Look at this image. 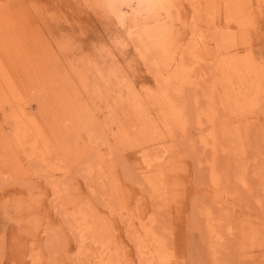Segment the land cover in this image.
<instances>
[{
    "label": "rangeland",
    "instance_id": "1",
    "mask_svg": "<svg viewBox=\"0 0 264 264\" xmlns=\"http://www.w3.org/2000/svg\"><path fill=\"white\" fill-rule=\"evenodd\" d=\"M229 1L0 0V264H264V0Z\"/></svg>",
    "mask_w": 264,
    "mask_h": 264
},
{
    "label": "bare ground",
    "instance_id": "2",
    "mask_svg": "<svg viewBox=\"0 0 264 264\" xmlns=\"http://www.w3.org/2000/svg\"><path fill=\"white\" fill-rule=\"evenodd\" d=\"M229 1V0H226V2ZM230 2V1H229ZM228 3V2H227ZM231 4V3H230ZM229 4V5H230ZM140 32V31H139ZM142 32V30H141ZM151 32V31H150ZM144 37V35H140L138 36V40H142V38ZM140 44V43H139ZM15 47V46H14ZM153 48V47H152ZM155 49H152L151 52V56L152 58L155 60V61H158L157 58L159 59V56L161 54H156ZM150 59V58H149ZM159 68V67H158ZM166 69V68H165ZM219 69V73L221 74L222 78H223V81H222V89H223V92H224V95L222 94H219L220 91H218L219 87H215L213 90L209 91V94L203 96L204 99H206V101H208V104H207V109H203V108H199V106L196 105L197 109L199 108L200 110V113L197 112V114H201L204 118H206V122H208L209 124H211V126H219L220 129H222L225 133H227L228 130H231L232 132H235V128H234V123L232 122V117L233 116H244L246 113H245V110H244V107L242 105L239 104V100H238V95L236 94V91L240 90V95L241 93H243L244 95L246 94V87H240L239 86V89L238 87H234L235 86V83H234V78L232 77V74L230 73L229 71V68H227L225 65H221L218 67ZM158 70V69H157ZM159 74V73H158ZM9 80V79H8ZM237 85H240L237 84ZM167 88V87H166ZM8 91L10 90V86L7 87ZM43 89V88H42ZM238 89V90H237ZM264 89V88H262ZM10 92V91H9ZM164 94L167 96V92L166 90L164 91ZM168 97L171 99L170 95H168ZM222 97V98H221ZM243 98V97H242ZM58 101L61 100L60 97H57L56 98ZM65 101V99H62L61 101ZM244 100V98H243ZM168 101V100H167ZM242 101V100H241ZM50 102V101H49ZM170 102V101H169ZM226 102L228 103L229 105V110L228 111H225L223 108L224 107H227L225 106ZM54 104V103H53ZM56 104V103H55ZM51 105V103H50ZM174 105V104H173ZM48 106V104H47ZM177 106V105H175ZM46 107V106H45ZM52 107V105H51ZM178 108V107H176ZM175 110H178L176 109ZM249 108V107H247ZM220 109H222L226 115V121L220 125L219 123H221V121H223L222 119H219V114H218V111H220ZM174 110V109H173ZM197 111V110H196ZM248 111V110H247ZM19 112V111H18ZM230 112V113H229ZM75 113V112H73ZM177 114L179 115V113L177 112ZM196 114V115H197ZM26 114H23V112L19 113V115L17 116V124H18V127L17 129L15 130V137L17 140H22L23 137H26L28 135H33V132H35V130L37 129L38 131V138L36 140H39L42 142V145H44V150L47 152L49 149H47V147H49V142H48V136L46 135H42V132L40 131V129L38 128V126H36L32 120H31V117H26L25 116ZM75 115L78 116L77 113H75ZM177 115V116H178ZM200 115V116H201ZM198 116V115H197ZM199 116V118H200ZM180 118V117H179ZM197 117V120L199 119ZM244 119H241V121H243ZM202 123V122H201ZM205 126V124H204ZM216 130H213V132H211V141H208V139L205 141L204 139V142L206 143L204 146H215V148H217V145L219 143V141L221 140H218V137L217 135L215 134ZM54 135V134H53ZM205 137V136H204ZM55 138V137H54ZM206 138V137H205ZM56 139V138H55ZM63 139V138H62ZM40 143V142H39ZM40 147V146H38ZM55 150V149H54ZM56 151V150H55ZM49 152V151H48ZM47 152V153H48ZM53 152V151H52ZM42 154H44V152H42ZM158 155L160 156H164L166 157V153H165V150L164 149H158ZM44 158H47V155L44 154L42 155ZM158 156V157H160ZM213 165V164H212ZM31 166V165H30ZM29 166V167H30ZM235 166V165H234ZM238 166V165H237ZM217 170L218 168H216L215 166H210V169H209V172H210V175H211V179L213 181V179L216 181L214 182L215 184H219L217 182V179H218V176H217ZM221 178V177H219ZM262 182L264 184V178L261 179ZM235 195V194H234ZM145 253V252H144ZM147 254L150 255V257H153V251L151 249H149L148 251H146ZM106 255H103L102 257H99V256H96V259L98 260L97 263H100L101 262V258H104ZM147 259V258H145ZM101 264V263H100Z\"/></svg>",
    "mask_w": 264,
    "mask_h": 264
}]
</instances>
